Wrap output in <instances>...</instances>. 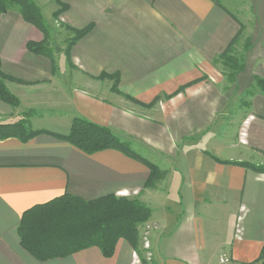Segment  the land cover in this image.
<instances>
[{"label": "crops", "instance_id": "obj_1", "mask_svg": "<svg viewBox=\"0 0 264 264\" xmlns=\"http://www.w3.org/2000/svg\"><path fill=\"white\" fill-rule=\"evenodd\" d=\"M247 1L257 27L233 82L217 60L234 40L240 50L242 22L217 0H62L68 8L50 16V29H93L52 58L28 51L44 36L18 10L0 18L2 71L19 99L16 108L0 100V125L29 114V130L42 132L27 142L0 139V264H143L123 239L112 258L97 247L32 257L18 233L24 213L64 195L147 206L153 259L145 264H261L264 174L242 164L264 165L256 84L264 79V0ZM103 75L119 77V90L144 105L158 101L129 107ZM75 118L110 129L162 180L147 188L143 163L115 150L86 155L58 139Z\"/></svg>", "mask_w": 264, "mask_h": 264}, {"label": "trees", "instance_id": "obj_2", "mask_svg": "<svg viewBox=\"0 0 264 264\" xmlns=\"http://www.w3.org/2000/svg\"><path fill=\"white\" fill-rule=\"evenodd\" d=\"M60 6L55 16L68 7L62 0H56ZM16 9L23 20L38 29L46 39L48 30L39 7L33 0H0V18L10 10ZM93 26L81 31H75L76 36L70 46L84 38L91 32ZM235 40L227 51L217 61L230 70L226 77L229 82L235 79V73L242 70L239 61L233 55ZM29 52L52 58L44 43L30 42L27 45ZM115 78L114 93L130 99L135 104L149 108L134 98L124 95L118 88L119 77ZM11 80L2 71L0 59V100L9 106H19V99L12 94L6 86V81ZM256 84L264 92V79H256ZM42 132H31L25 121L14 124L0 125V139L18 138L27 142ZM86 155L98 152L115 150L143 163L150 171L146 187L152 188L163 178V173L154 164L135 154L127 143H124L113 132L106 128L87 121L84 118H75L72 121L70 132L67 136H57ZM257 173L264 174V166L242 164ZM151 210L137 199L116 197L114 195L99 198L93 201L64 195L47 204L36 206L24 213L18 233L21 246L36 260L46 262L59 258H66L75 253L97 247L105 258H112L115 254L117 243L126 240L141 258L143 264V251H141L140 226L151 218ZM258 262L264 264V247Z\"/></svg>", "mask_w": 264, "mask_h": 264}, {"label": "rangeland", "instance_id": "obj_3", "mask_svg": "<svg viewBox=\"0 0 264 264\" xmlns=\"http://www.w3.org/2000/svg\"><path fill=\"white\" fill-rule=\"evenodd\" d=\"M37 5L39 4V0H35ZM218 3H220L226 10H228L234 17L235 14H237V17L242 22V33L237 40L238 44L247 45L245 48H241L240 50L236 51L235 45L233 50V55L238 58L239 55H243L245 50H247L251 46V42L253 40V32L257 27L256 23V17L253 16V8L251 7L250 3L247 0H217ZM39 6V5H38ZM41 7L43 9V16L45 19V25L48 30V37L44 38V45H46L47 50L50 55L54 57V55L66 50L68 51V48L71 44V41L76 36V33H73L69 30L67 27H63L61 24L57 23L53 25V28H49L47 24H50L51 18L50 16L56 18L55 14L56 11L60 10V6L57 4L56 0H45V3H41ZM53 19V20H54ZM55 21V20H54ZM237 46V45H236ZM240 57V58H241ZM58 62V60H57ZM60 62V60H59ZM222 64V63H221ZM57 69V66H56ZM219 70L224 71L225 75L230 73V70L227 69L223 64L222 67H218ZM99 81L103 86L111 88L112 92L114 93V87L116 85V79L115 78H107V77H99ZM116 94V93H115ZM118 95V94H117ZM123 97V96H122ZM125 98V97H124ZM128 102L129 107L136 108L139 105L132 102L130 99H125ZM141 107V106H140ZM144 108V107H143ZM30 115H24L21 117L20 121H25L26 124L29 122ZM28 128V126H27ZM29 130V128H28ZM264 166V165H263ZM162 180V179H161ZM160 180V181H161ZM154 227L148 223H144L140 226V237H141V251H143V259L145 262L150 263L153 259L152 257V249L151 245L146 246L147 241L149 242V237L151 234V231H153ZM150 243V242H149ZM139 257V256H138ZM141 263L142 260L139 257Z\"/></svg>", "mask_w": 264, "mask_h": 264}, {"label": "built area", "instance_id": "obj_4", "mask_svg": "<svg viewBox=\"0 0 264 264\" xmlns=\"http://www.w3.org/2000/svg\"><path fill=\"white\" fill-rule=\"evenodd\" d=\"M149 244H150V243L147 241L146 246H149Z\"/></svg>", "mask_w": 264, "mask_h": 264}]
</instances>
